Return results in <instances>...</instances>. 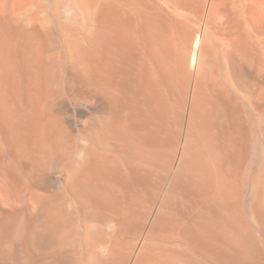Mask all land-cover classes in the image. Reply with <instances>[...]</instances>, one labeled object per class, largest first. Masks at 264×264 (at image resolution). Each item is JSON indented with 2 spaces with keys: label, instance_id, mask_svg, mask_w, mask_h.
Returning a JSON list of instances; mask_svg holds the SVG:
<instances>
[{
  "label": "bare ground",
  "instance_id": "6f19581e",
  "mask_svg": "<svg viewBox=\"0 0 264 264\" xmlns=\"http://www.w3.org/2000/svg\"><path fill=\"white\" fill-rule=\"evenodd\" d=\"M47 4L0 0V264H264V0Z\"/></svg>",
  "mask_w": 264,
  "mask_h": 264
},
{
  "label": "rangeland",
  "instance_id": "374dc122",
  "mask_svg": "<svg viewBox=\"0 0 264 264\" xmlns=\"http://www.w3.org/2000/svg\"><path fill=\"white\" fill-rule=\"evenodd\" d=\"M52 1L53 0H44V2L47 4V5H50V3H52ZM194 46H196L195 44H194ZM82 109V111L83 110H85L84 108H81ZM73 115V117L76 119V120H81V119H83V116H81V115H75V114H72Z\"/></svg>",
  "mask_w": 264,
  "mask_h": 264
}]
</instances>
